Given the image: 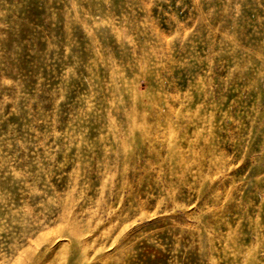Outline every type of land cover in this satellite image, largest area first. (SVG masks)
I'll list each match as a JSON object with an SVG mask.
<instances>
[{
    "label": "rangeland",
    "instance_id": "374dc122",
    "mask_svg": "<svg viewBox=\"0 0 264 264\" xmlns=\"http://www.w3.org/2000/svg\"><path fill=\"white\" fill-rule=\"evenodd\" d=\"M0 264H264V0H0Z\"/></svg>",
    "mask_w": 264,
    "mask_h": 264
}]
</instances>
